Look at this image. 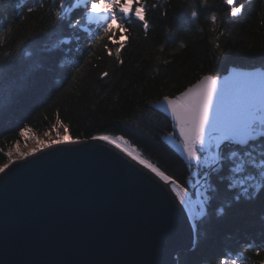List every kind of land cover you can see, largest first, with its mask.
Returning <instances> with one entry per match:
<instances>
[{"label":"trees","instance_id":"16d2710c","mask_svg":"<svg viewBox=\"0 0 264 264\" xmlns=\"http://www.w3.org/2000/svg\"><path fill=\"white\" fill-rule=\"evenodd\" d=\"M51 3L0 0V167L8 163L9 149L21 142L22 130L43 134L59 125L72 140L122 136L191 194V176L204 182L211 167L189 164L166 141L177 139L175 123L155 104L202 75L221 78L230 68L264 71V0H234V6L245 3L235 18L227 15L230 8L223 0H144L147 35L137 18L119 14L118 22L129 29L123 64L115 59L119 45L113 40L89 47L99 29L87 23L83 4L66 0L65 10L71 11L54 20L56 6ZM29 7L35 11L28 13ZM77 19L81 23L70 27ZM114 32L119 40V30ZM105 45L113 50L112 57ZM90 51L89 63L73 79ZM103 71L109 75L101 80ZM221 157L219 168L204 182V214L192 222L193 248L179 253L177 264H219L224 255L238 264H264V192L250 186L264 184L259 175L264 138ZM241 160L243 172L234 173ZM245 176L252 178L244 185L249 195L237 183Z\"/></svg>","mask_w":264,"mask_h":264},{"label":"water","instance_id":"95a60500","mask_svg":"<svg viewBox=\"0 0 264 264\" xmlns=\"http://www.w3.org/2000/svg\"><path fill=\"white\" fill-rule=\"evenodd\" d=\"M237 73L264 71L230 68L221 87ZM69 140L12 160L0 173V264H177L195 234L172 185L114 145ZM235 147L246 146L225 142L217 158ZM186 200L195 206L194 195L187 192ZM195 213L202 218L196 207Z\"/></svg>","mask_w":264,"mask_h":264},{"label":"snow or ice","instance_id":"6c2138e0","mask_svg":"<svg viewBox=\"0 0 264 264\" xmlns=\"http://www.w3.org/2000/svg\"><path fill=\"white\" fill-rule=\"evenodd\" d=\"M223 3L229 6L230 12L227 15L233 18L238 17L245 8V3L234 6V0H223ZM80 4L84 5L83 16L86 18L87 23L95 24L99 29L94 37V42L89 47L94 50L101 41L105 39L113 40L119 45L115 48V59L118 64L124 62L121 59V52L129 41V29L124 23L118 22L120 19L119 14L131 15L137 18L143 26L145 35H147L150 24L146 18L144 0H77V6ZM53 5L56 6L55 11L52 12L54 20H59L71 11V9L65 10L66 0H52L49 6L52 7ZM155 6L153 5V7ZM39 7L43 9L44 3H40ZM33 11L35 9L32 7L27 9L28 13ZM191 16L196 17L197 12L192 11ZM211 20L213 23L216 22L215 14L212 15ZM260 22L264 23V11L261 12ZM80 23L81 20L77 19L70 27L76 28ZM114 28L120 32L119 40H115ZM104 47L108 56L112 57L113 50L108 48L107 45ZM92 55L93 51H90L84 58L83 63L76 67L72 74L73 79L83 66L89 63ZM164 63H168V61L165 60ZM108 75L107 71H103L100 73V79L103 80ZM220 81L219 78L213 75H202L196 79L195 83L185 87L179 94L164 95L155 104L156 108L163 109L171 115L175 128L179 132L180 146L190 163L199 162L201 159L200 153L206 150V143L208 145L214 144L219 149L225 142L233 141L238 145L247 146L250 141L264 137V73L259 76L237 73L234 77L235 82L231 85L226 84L223 88ZM226 97L230 99V103L227 105L225 104ZM149 107L151 108L153 105L150 104ZM214 107L215 115L213 114ZM59 123L60 121L57 119V124ZM65 134L67 135L66 128ZM20 135H24V130L20 132ZM89 139L114 145L120 152L153 173L161 181L171 184V191L178 198L181 205L187 203V190L181 188L175 179L166 175L159 167L142 158L136 148L129 145L128 141L122 136L113 138L108 135H94ZM64 142L59 137L52 141L53 144ZM68 142L80 143L78 140H69ZM38 143L40 142L38 141ZM37 150L20 153L19 159L33 155L34 151ZM232 155L235 156L236 153H232ZM213 160L214 165L221 163L218 158H213ZM9 162L11 163V159ZM244 166L245 162L241 160L232 171L242 173ZM8 167V164L0 167V173H4ZM259 175L264 177V166L260 167ZM250 179L252 178L245 176L237 181L240 187L243 188L245 195H249V190L244 185ZM250 186L264 192V184H252ZM219 264H238V260L229 255H224L219 260ZM244 264H247V261H244Z\"/></svg>","mask_w":264,"mask_h":264},{"label":"rangeland","instance_id":"374dc122","mask_svg":"<svg viewBox=\"0 0 264 264\" xmlns=\"http://www.w3.org/2000/svg\"><path fill=\"white\" fill-rule=\"evenodd\" d=\"M176 135H177V139H174L172 137H169L168 139H166V141L170 142L172 145L177 146L178 151L180 152V154L185 158V160L189 163L192 164L194 166H210L212 167L214 165V160L213 158H217V154H216V146L214 144L208 145L206 143V150L203 151L202 153H200L201 159L199 160V162L197 163H190L185 154L182 151V148L180 146L181 144V139L179 136V132L176 130ZM68 131H67V135L65 134V128L61 127L59 125L55 126L53 129H51L50 131L43 133V134H38L36 132H31L26 130L24 132V135H22V140L20 143L15 144L12 148L9 149V151L7 152L6 156L8 158V163L11 159L15 160V159H19V154L20 153H28L29 151L34 150H39L41 149L42 145L44 144H51L52 141H54L55 139H57V137H59L61 140H65L68 137ZM38 141L40 143H38ZM9 153L11 154V156L9 157ZM6 163V164H8ZM3 167V166H2ZM193 179V186H192V193L189 194L190 198H193V195L195 197V206L186 203V210L187 213L191 219V222H193L196 218V213H195V207L198 210V215L199 216H203L204 214V201L206 199L205 196V185L204 182L202 180H200V177H197L195 175L191 176ZM200 207L203 208V213L200 209Z\"/></svg>","mask_w":264,"mask_h":264},{"label":"bare ground","instance_id":"6f19581e","mask_svg":"<svg viewBox=\"0 0 264 264\" xmlns=\"http://www.w3.org/2000/svg\"><path fill=\"white\" fill-rule=\"evenodd\" d=\"M67 139H65L64 141H66ZM46 145H48V144H44V145H42V147L41 148H43V147H45ZM34 150V149H33ZM35 152V151H34Z\"/></svg>","mask_w":264,"mask_h":264},{"label":"clouds","instance_id":"9594fccd","mask_svg":"<svg viewBox=\"0 0 264 264\" xmlns=\"http://www.w3.org/2000/svg\"><path fill=\"white\" fill-rule=\"evenodd\" d=\"M183 45H181V47H182Z\"/></svg>","mask_w":264,"mask_h":264}]
</instances>
